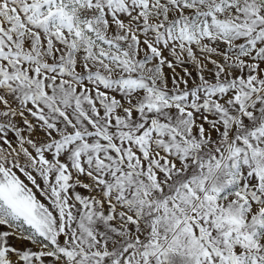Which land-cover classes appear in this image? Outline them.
<instances>
[{"label": "snow or ice", "instance_id": "6c2138e0", "mask_svg": "<svg viewBox=\"0 0 264 264\" xmlns=\"http://www.w3.org/2000/svg\"><path fill=\"white\" fill-rule=\"evenodd\" d=\"M0 264H264V0H0Z\"/></svg>", "mask_w": 264, "mask_h": 264}]
</instances>
